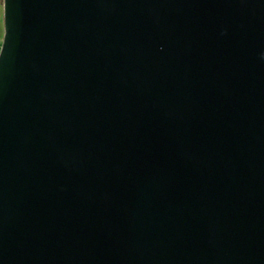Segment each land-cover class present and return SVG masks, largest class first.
I'll return each mask as SVG.
<instances>
[{
  "label": "water",
  "instance_id": "water-1",
  "mask_svg": "<svg viewBox=\"0 0 264 264\" xmlns=\"http://www.w3.org/2000/svg\"><path fill=\"white\" fill-rule=\"evenodd\" d=\"M0 264H264V0H3Z\"/></svg>",
  "mask_w": 264,
  "mask_h": 264
},
{
  "label": "crops",
  "instance_id": "crops-1",
  "mask_svg": "<svg viewBox=\"0 0 264 264\" xmlns=\"http://www.w3.org/2000/svg\"><path fill=\"white\" fill-rule=\"evenodd\" d=\"M3 16H4L3 0H0V21L2 22L4 21ZM3 28H4V25H3Z\"/></svg>",
  "mask_w": 264,
  "mask_h": 264
},
{
  "label": "rangeland",
  "instance_id": "rangeland-1",
  "mask_svg": "<svg viewBox=\"0 0 264 264\" xmlns=\"http://www.w3.org/2000/svg\"><path fill=\"white\" fill-rule=\"evenodd\" d=\"M3 25H4V21H0V39H2L3 37V32H4V28H3Z\"/></svg>",
  "mask_w": 264,
  "mask_h": 264
},
{
  "label": "built area",
  "instance_id": "built-area-1",
  "mask_svg": "<svg viewBox=\"0 0 264 264\" xmlns=\"http://www.w3.org/2000/svg\"><path fill=\"white\" fill-rule=\"evenodd\" d=\"M1 41H2V39H0V48H1Z\"/></svg>",
  "mask_w": 264,
  "mask_h": 264
}]
</instances>
